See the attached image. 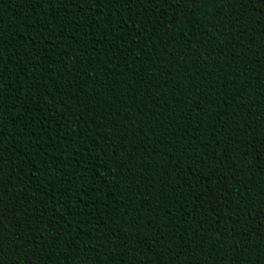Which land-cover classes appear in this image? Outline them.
<instances>
[{
    "label": "trees",
    "instance_id": "obj_1",
    "mask_svg": "<svg viewBox=\"0 0 264 264\" xmlns=\"http://www.w3.org/2000/svg\"><path fill=\"white\" fill-rule=\"evenodd\" d=\"M0 264H264V0H0Z\"/></svg>",
    "mask_w": 264,
    "mask_h": 264
}]
</instances>
